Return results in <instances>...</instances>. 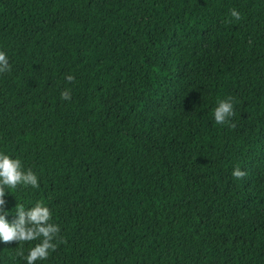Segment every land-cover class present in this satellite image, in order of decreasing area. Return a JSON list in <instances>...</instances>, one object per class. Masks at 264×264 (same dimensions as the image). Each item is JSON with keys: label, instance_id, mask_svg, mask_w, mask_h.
I'll return each mask as SVG.
<instances>
[{"label": "trees", "instance_id": "obj_1", "mask_svg": "<svg viewBox=\"0 0 264 264\" xmlns=\"http://www.w3.org/2000/svg\"><path fill=\"white\" fill-rule=\"evenodd\" d=\"M0 52V152L38 178L5 207L59 228L37 264H264V0H0Z\"/></svg>", "mask_w": 264, "mask_h": 264}, {"label": "clouds", "instance_id": "obj_2", "mask_svg": "<svg viewBox=\"0 0 264 264\" xmlns=\"http://www.w3.org/2000/svg\"><path fill=\"white\" fill-rule=\"evenodd\" d=\"M231 17L239 19V12L231 10ZM8 59L4 52H0V72L6 71ZM73 77L67 76L71 81ZM64 99L69 98L68 92L61 93ZM232 115L230 100H221L214 110L213 116L217 123H226ZM237 175L239 173H236ZM17 186L38 187V178L31 170H22L19 159L0 152V244L6 242L38 241L24 256L25 264H37L49 256L55 248L54 239L59 231L58 225L51 222V213L42 202H35L30 207L15 204V214L12 209L5 207V194H10ZM15 217L10 220L9 217Z\"/></svg>", "mask_w": 264, "mask_h": 264}]
</instances>
